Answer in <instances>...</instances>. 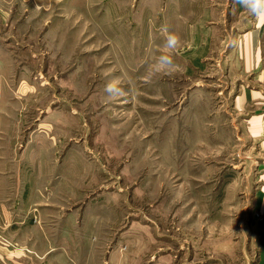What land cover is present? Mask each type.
Returning a JSON list of instances; mask_svg holds the SVG:
<instances>
[{
  "label": "rangeland",
  "instance_id": "1",
  "mask_svg": "<svg viewBox=\"0 0 264 264\" xmlns=\"http://www.w3.org/2000/svg\"><path fill=\"white\" fill-rule=\"evenodd\" d=\"M246 35L233 0H0V264H257Z\"/></svg>",
  "mask_w": 264,
  "mask_h": 264
},
{
  "label": "crops",
  "instance_id": "2",
  "mask_svg": "<svg viewBox=\"0 0 264 264\" xmlns=\"http://www.w3.org/2000/svg\"><path fill=\"white\" fill-rule=\"evenodd\" d=\"M259 38V37H258ZM254 38L253 35L244 36V44H242V39L238 43V56L234 59V64L231 67V70L234 69V66L239 67L238 59H242L244 69L251 72V78L248 80H242L238 84L240 91H237L235 104L242 110L245 107H248L252 112L250 117L251 124V135L259 136L264 134V54L262 44L260 45V40ZM234 54V52H230ZM248 108H245L248 110ZM262 189L256 192V202L255 204L261 201L260 195L263 194L264 184L262 183ZM259 195V196H258ZM262 203H264V196L262 198ZM264 241V238L263 240ZM257 264H264V247L261 246L259 252V258Z\"/></svg>",
  "mask_w": 264,
  "mask_h": 264
},
{
  "label": "clouds",
  "instance_id": "3",
  "mask_svg": "<svg viewBox=\"0 0 264 264\" xmlns=\"http://www.w3.org/2000/svg\"><path fill=\"white\" fill-rule=\"evenodd\" d=\"M233 3L242 6L249 15L254 16L258 21H264V0H233ZM162 31L165 33L164 52L155 61L153 76L171 71L174 67L172 53L181 43L179 34L170 31L168 26H162ZM104 91L107 93L109 101L124 95V90L118 87L115 81L109 82Z\"/></svg>",
  "mask_w": 264,
  "mask_h": 264
}]
</instances>
